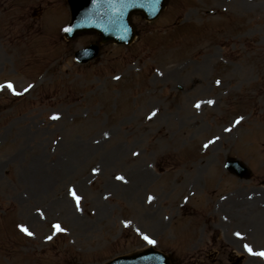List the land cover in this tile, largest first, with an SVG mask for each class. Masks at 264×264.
<instances>
[{"label":"rangeland","instance_id":"374dc122","mask_svg":"<svg viewBox=\"0 0 264 264\" xmlns=\"http://www.w3.org/2000/svg\"><path fill=\"white\" fill-rule=\"evenodd\" d=\"M69 13L0 0V264H264V0H167L88 64Z\"/></svg>","mask_w":264,"mask_h":264},{"label":"water","instance_id":"95a60500","mask_svg":"<svg viewBox=\"0 0 264 264\" xmlns=\"http://www.w3.org/2000/svg\"><path fill=\"white\" fill-rule=\"evenodd\" d=\"M73 21L67 31L71 38L81 32H97L102 41L115 40L130 43L134 37L130 17L136 11H143L146 18H155L164 7L165 0H69ZM79 51L77 57L86 62L99 54V45H93L89 54ZM227 166L241 176L249 174L239 161L229 160ZM79 264V263H76ZM106 264H171V257L153 248L132 255L120 256Z\"/></svg>","mask_w":264,"mask_h":264},{"label":"snow or ice","instance_id":"6c2138e0","mask_svg":"<svg viewBox=\"0 0 264 264\" xmlns=\"http://www.w3.org/2000/svg\"><path fill=\"white\" fill-rule=\"evenodd\" d=\"M65 31H70V29H65ZM117 79H119V77H117ZM5 87V85H0V90H2ZM7 88L12 89L13 92H15V89L13 87V85L11 83L6 85ZM27 90V89H26ZM19 94V93H16ZM209 103H212V101H209ZM197 107H199L200 105L197 104ZM153 115H155V113H153ZM59 117L54 116L53 119H58ZM240 121L238 120L237 123H239ZM205 147H207V145H205ZM119 179L123 180V177H119ZM71 194L73 195V197L75 198L77 205H79L80 202V197L76 194L75 190H71ZM58 232L60 231H64V229L61 227V225L56 224L53 226ZM21 231L27 233L29 236L33 235V233L31 231H29V229L23 225H21ZM237 237H241V234L238 232L236 233ZM242 238V237H241ZM49 239H51V237H49ZM144 239L149 243V244H155L156 241L149 238L148 236H144ZM244 248L246 249V251L253 255V256H259L261 258H264V251L261 252H255L252 247H250L249 245L245 244Z\"/></svg>","mask_w":264,"mask_h":264},{"label":"bare ground","instance_id":"6f19581e","mask_svg":"<svg viewBox=\"0 0 264 264\" xmlns=\"http://www.w3.org/2000/svg\"><path fill=\"white\" fill-rule=\"evenodd\" d=\"M44 183L45 185H47V186H49L51 183H52V179H48V178H46V177H42V181H41V183ZM260 194H262V193H260ZM258 197H260V196H258Z\"/></svg>","mask_w":264,"mask_h":264}]
</instances>
